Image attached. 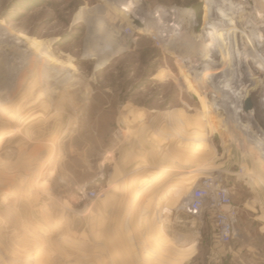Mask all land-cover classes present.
I'll use <instances>...</instances> for the list:
<instances>
[{
    "label": "rangeland",
    "instance_id": "374dc122",
    "mask_svg": "<svg viewBox=\"0 0 264 264\" xmlns=\"http://www.w3.org/2000/svg\"><path fill=\"white\" fill-rule=\"evenodd\" d=\"M119 1L0 0V30L21 42L41 40L61 70L49 74L46 68L54 67L45 59H28L13 79L15 63L6 57L0 64V264H264V51L229 41L248 35L253 42L261 25L243 28L235 0H215L221 7L209 10L207 24L208 0H138L137 8ZM133 8L163 15L150 30H136L123 17ZM183 35L198 45L185 47ZM119 44L126 48L117 52ZM106 48L117 54L97 68ZM214 70L220 73L210 80ZM206 80L210 89L202 94L197 84ZM239 81L255 87L246 99L251 110L238 104L246 118L228 124L241 131L225 134L218 121H204L230 117L225 106L233 113L227 103ZM133 142L142 149L140 184L174 170L172 194L180 201L185 180L220 181L237 214L226 245L211 236L214 221L193 258H175L155 239L146 242L147 256L137 250L140 242H121L124 210L109 212L98 201L106 186L125 184L135 172L134 152L117 147ZM114 149L106 162L104 153ZM144 195L148 203L150 195L164 202L170 192Z\"/></svg>",
    "mask_w": 264,
    "mask_h": 264
},
{
    "label": "crops",
    "instance_id": "0c3cea01",
    "mask_svg": "<svg viewBox=\"0 0 264 264\" xmlns=\"http://www.w3.org/2000/svg\"><path fill=\"white\" fill-rule=\"evenodd\" d=\"M122 144L123 145H118L117 147L123 146L124 148H126L125 151L127 154H131L134 152L136 166L134 170L135 172H133L132 175H128L126 177L125 184H120V186H106L103 193V198L98 201L99 203L103 204V206L106 205L109 209V212L111 211V209H114V213L117 214L120 212V210H124L125 218L123 219L121 224L124 229L123 231L126 233V238H122L121 242H140V246L138 244H136L135 246L138 251L141 250L147 256L149 252V246L146 242L150 241V239H159L162 245L165 246L164 248L168 249V254L173 255L175 258L180 257L181 259L182 253L188 254L189 258H193L203 248L202 238L205 231L204 227H209L212 231L214 230L212 229V213L204 209L200 214L194 217L187 214L179 215V210H176L171 213L164 214V216L160 214H157L156 216H149V214H147V210L150 207L151 209H154L156 211L159 206L166 202V200L164 202L161 200L159 201L155 196V198L153 199L150 195L151 199L149 200L150 203H148V201H146L147 197L144 194L147 192L157 193L162 191H169L170 195L168 198L177 199V196L172 194V192H176L178 189V187L176 186L177 172L168 169L164 170V173L161 174L159 171V174H156V178L153 179V182L150 183V185L146 186L145 184H143L145 181L143 165L138 166L139 164H137L140 160V157L141 160L143 159L142 149H140L141 146L139 145L138 149L136 142L130 144ZM115 151L116 150L114 149L110 153H104L106 162L112 163L111 154L113 156V153ZM138 155H140V157H138ZM4 163L7 164V162ZM189 172L190 174H192L195 171L191 170ZM189 172L185 171V174ZM111 173H113L112 178L115 179L117 172L115 171L114 166ZM130 176L131 179H128L130 178ZM140 181H142L143 183L140 184ZM134 182L136 183L132 184ZM184 185V189L187 190V194L183 197L185 199L190 193L189 191H191L194 186L192 185V179H190L189 181L185 180ZM184 199L180 201L183 202ZM163 219L165 222L163 221ZM112 222L113 221L109 219L107 224L108 228L111 226ZM152 222L160 226V231L162 232L161 235L156 236L155 234L157 233V231H144L145 226L151 224ZM118 226L120 225L118 224ZM211 236L213 238L216 237L214 232ZM174 261H176V259ZM181 264H183V262H181Z\"/></svg>",
    "mask_w": 264,
    "mask_h": 264
},
{
    "label": "bare ground",
    "instance_id": "6f19581e",
    "mask_svg": "<svg viewBox=\"0 0 264 264\" xmlns=\"http://www.w3.org/2000/svg\"><path fill=\"white\" fill-rule=\"evenodd\" d=\"M137 1L138 0H120L119 2L120 3H123L124 5L132 4L131 5L132 7H136L137 6ZM208 1H207V4H206L208 8L205 10V14H204V22H205V24L209 23L210 18L213 17V15L209 14V10L221 7L218 4L217 5L214 4L215 0H211V1H213L212 2L214 4L213 6H211L212 4L209 5ZM235 2H238V5L240 4L242 6V8H241L242 10H240L238 13L235 12L238 16H234V17H236V19L238 21H240L241 24H243V28L245 27V29H247V30L250 29L251 26L252 27H256L258 25H261L259 27V29H260L259 30L260 35L257 36L256 39H252V40H254L253 42L249 39L248 35H247V38H245L246 40H243V41L241 40V38H239V37H242V36L232 37L231 39H229L230 43H232V45L235 47V45H239V44H243V45L245 44L246 45V44H250V42H251V44H252L251 46H252V48L256 52H261V50L264 51V4L262 3L263 1L261 2V0H235ZM250 6H252V8H254L256 10V12L258 14L257 16H255V15L253 16L252 15L251 10H250ZM137 10H135L134 8L133 9H129L128 12L124 13L123 17L126 18V19H128L129 21H130V19H136L137 21L141 22L143 24V30H145V29H149L150 30L153 27V25H155V24H153V21L154 20H160L161 19V16L163 15V11H159V12H156V13H144L142 15L140 13H137L139 11V10L138 11ZM155 30H156V28H155ZM246 32H250V31H246ZM238 33H243V32L241 31V32H238ZM0 37H2V38H0V42H1L0 44H2L1 47H0V64H2V61L5 60L6 57H8L9 64H11V62L12 63H15V65L17 67L13 70L14 72H12L13 73V75H12V78L13 79H15V78L17 79L19 77V75L22 73V71L26 68V67H24V64H25L26 60H28V59H29V62L30 61H33L34 62L35 60L45 59V61L47 62L48 65H51V66L54 67V68H48L47 67L48 69L46 68V70H49V74H55L56 75V74H59L61 72L60 69L56 68L58 65H60V61L58 60L57 57H55L54 55H52L51 53H49L48 51H46L42 47L43 45H42V41L41 40L40 41H37V40L29 39L28 37H25V38H23V41H25L26 44L28 42V45H26L25 42L18 41V39H16V37H12L11 35L9 36V35H7L2 30H0ZM182 38L184 39L183 41H185L187 43L186 45H184L185 47L187 46L188 48L191 49V48H194L195 46L198 45L197 44L198 43L197 40L196 41H192L191 39L188 40V39H186V36H184V35H183ZM197 38L200 39V40L202 39V41H203V40H205L206 36L205 35L204 36L202 35V36H198ZM200 43H202V42H200ZM25 45H26V47H25ZM201 46H203V45H201ZM125 48H126V45L125 44H119V46L117 47V52L118 51H123ZM204 48H205V46H204ZM101 52H103V51H101ZM225 52H228V50L225 49ZM11 53H13L12 56H11ZM116 54L117 53L115 51H113L112 49L111 50H108L107 56L104 57V55L102 54L101 57H99V59H98V61H99L98 66L101 67V66L106 65L109 60H111L112 58L115 57ZM36 56H37V58H35ZM246 56H247V60H248L249 57H248V55H246ZM185 68H188V67L186 66ZM186 71H187V69H186ZM219 73L220 72L219 71H216V70H214L211 73H209L210 80L211 79L213 80L214 79L213 76H215V75H217ZM1 77L2 78H5V77H7V75H4V73L2 72ZM244 78H242V79L244 80ZM248 82H251V81L249 80ZM197 86H199V90L202 91V94L207 93V91L210 89V84H208V80L202 81L201 84H197ZM257 86H259V85H257ZM254 88H253V90H255ZM245 89L246 88L244 86V82L243 81L242 82L239 81V87L237 88V92L236 93H233V97H232L231 100L228 99V103L227 104L228 105H231L230 108L233 110V113L228 108V106H225V107H226L227 110H229V114H230V117L231 118L230 117H225L226 118L225 119L223 117L224 119H222V121H220L218 116H215L214 114H211V115L207 116V119H206V121H204V123H206L207 125L208 124H211V123H215V125H217L216 122L218 121V123L222 124L223 128L226 129L225 130L226 133L224 131L225 134L228 133V130L229 129H232V131L234 132V134L240 133L241 130H238V129H235L236 131L233 130V128H231V126H229L228 123H233L235 119H243V118H246V114L242 113V111L240 112L237 109V105L243 103L248 98V96L251 95V93L253 91V90L249 91L250 88L249 89H246V90ZM8 94L9 93H7L6 95H8ZM216 94L220 97V95H219L220 92L218 90H217ZM249 116L252 117V114L249 115ZM225 120H227V123H226ZM249 132L251 133L250 130H249ZM259 160L262 161V163L264 164V154H261V156L259 157ZM183 202H180L178 200V198L177 199L176 198H172V199H169L168 198L164 204H162L161 206H159L157 208L156 211L154 209L152 210L151 207H150L147 210V214H150V210H152L151 211L152 213H154L156 215L157 214H160V215H163L164 216V214H168V213H171L173 211L180 210L181 209V206L183 205ZM161 220H162V218H161ZM163 221H164V219H163ZM160 230H161L160 226L158 224H156V223H153V222L151 224H148L144 228V231H149V232H151V231H155L156 232L157 231V233L155 234L156 236L162 234V232ZM156 240L158 241L159 239H156Z\"/></svg>",
    "mask_w": 264,
    "mask_h": 264
},
{
    "label": "built area",
    "instance_id": "2783aa9c",
    "mask_svg": "<svg viewBox=\"0 0 264 264\" xmlns=\"http://www.w3.org/2000/svg\"><path fill=\"white\" fill-rule=\"evenodd\" d=\"M95 196L94 192L89 193V197ZM204 209L213 215L218 242L226 245L235 235L237 214L228 190L214 177L205 178L194 184L181 206V210L194 217Z\"/></svg>",
    "mask_w": 264,
    "mask_h": 264
},
{
    "label": "water",
    "instance_id": "95a60500",
    "mask_svg": "<svg viewBox=\"0 0 264 264\" xmlns=\"http://www.w3.org/2000/svg\"><path fill=\"white\" fill-rule=\"evenodd\" d=\"M130 22L132 24V26L136 29V30H143V24L139 21H137L136 19H130ZM111 50V49H105V52ZM99 63V61H98ZM98 63H97V68H98ZM250 103L249 101L245 100L242 104V109L244 110V112H248L250 109Z\"/></svg>",
    "mask_w": 264,
    "mask_h": 264
}]
</instances>
